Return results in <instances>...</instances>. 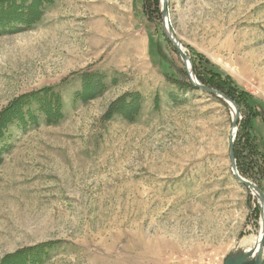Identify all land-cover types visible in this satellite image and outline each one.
<instances>
[{"label":"rangeland","instance_id":"rangeland-1","mask_svg":"<svg viewBox=\"0 0 264 264\" xmlns=\"http://www.w3.org/2000/svg\"><path fill=\"white\" fill-rule=\"evenodd\" d=\"M44 1L32 29L0 35V115L52 87L63 118L6 133L0 263L48 243L44 264H235L253 251L263 208L232 173L234 113L172 80L186 74L191 84L163 27L191 71L207 62L251 96V133L264 156V0H167L161 23L143 13V0ZM85 74L104 90L82 102L73 96ZM133 94L132 120L109 114ZM257 172L244 179L264 194Z\"/></svg>","mask_w":264,"mask_h":264},{"label":"trees","instance_id":"trees-1","mask_svg":"<svg viewBox=\"0 0 264 264\" xmlns=\"http://www.w3.org/2000/svg\"><path fill=\"white\" fill-rule=\"evenodd\" d=\"M47 4L49 2L44 0H0V35L32 29L40 19L41 9ZM160 6V0H143L141 8L147 18H154L155 21L161 23ZM200 64L203 63L198 62V65L194 64L193 68L199 82L231 99L238 106L240 112L245 109L249 113L247 119L244 118L243 122H239L238 136L233 147L238 174L243 178H248L253 176L251 173L254 171H258L257 174L259 171L264 172V156L258 147L256 137L251 133V121L256 117L252 114L254 109L250 103L251 96L241 91L229 77H223L216 70L209 69L207 62L202 70H200ZM186 76L185 74L182 80H172L184 91L196 89L189 83ZM95 78L97 77L94 75H82V91L76 92L73 96L74 99L81 98L82 102H86L92 95L102 93L104 85L100 83V80L96 81ZM66 84L67 80L62 85ZM139 98L137 94L126 96L121 105L109 114L112 117L119 115L132 120L140 109ZM63 108L61 92L52 87L22 95L12 104H9V107L4 110L5 112L0 115V157L7 149L3 144L7 137L6 133L11 126L17 124L21 128H27L36 125L39 117H44L47 124H58L63 118ZM53 246H55L54 243H48L26 248L15 253L14 256L3 259L0 264H44L45 260L50 257Z\"/></svg>","mask_w":264,"mask_h":264},{"label":"water","instance_id":"water-1","mask_svg":"<svg viewBox=\"0 0 264 264\" xmlns=\"http://www.w3.org/2000/svg\"><path fill=\"white\" fill-rule=\"evenodd\" d=\"M167 0H164L163 2V12H162V17L164 21H167V17H168V11H167ZM163 33L165 34V36L168 38V40L172 43V46L175 47V49L178 51L179 55L181 56V59L185 65V69L186 72L188 73V75L190 76V80H191V84H193L194 87L198 88L199 90H201L204 93L210 94L213 97H217L219 99H221L222 101H224L228 107L231 109L232 114H233V110H234V118H233V123H232V131H231V138H230V148H229V157H230V162H231V169H232V173L235 176V178L237 179V181L242 184L244 187H247L249 190L251 191H255L258 195V200L259 203L261 204L263 211L262 212V219L264 218V194L263 192L260 190V188L256 187V185H254L253 183L247 181L246 179H244L243 177L240 176V174H238V169H237V163H236V159H235V153H234V145H235V136H233L232 134L235 133L238 129V124H239V120H240V111L238 109V106L231 101V99H229L226 96H223V94H221L220 92L206 87L204 85H201L197 79L195 80L192 76L193 75V71L192 67L190 66V70L188 67V61L189 58L187 57V55L185 54V52L182 49L181 43L175 38V36L173 35V31L170 27V25L168 23L164 24L163 27ZM260 244L257 248V264H262V258H263V250H264V228H263V234H262V238H260Z\"/></svg>","mask_w":264,"mask_h":264},{"label":"bare ground","instance_id":"bare-ground-1","mask_svg":"<svg viewBox=\"0 0 264 264\" xmlns=\"http://www.w3.org/2000/svg\"><path fill=\"white\" fill-rule=\"evenodd\" d=\"M190 61H188V67L190 70ZM193 78L196 80V78L193 76ZM234 113V110H233ZM235 114V113H234ZM254 194L257 196V193L255 191H253ZM260 226V230L258 231V237L256 238V244L255 245V249L253 251H249L247 252L245 255H243L242 257L238 258L235 262V264H257V248L260 244V241L262 238V234H263V228H264V218L262 219L261 225Z\"/></svg>","mask_w":264,"mask_h":264}]
</instances>
